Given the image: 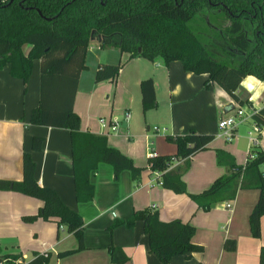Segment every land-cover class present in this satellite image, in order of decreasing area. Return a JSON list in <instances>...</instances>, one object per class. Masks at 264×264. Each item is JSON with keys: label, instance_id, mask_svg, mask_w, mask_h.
<instances>
[{"label": "trees", "instance_id": "obj_1", "mask_svg": "<svg viewBox=\"0 0 264 264\" xmlns=\"http://www.w3.org/2000/svg\"><path fill=\"white\" fill-rule=\"evenodd\" d=\"M208 10L219 11L216 16L228 19L229 24L219 28L203 22L201 17ZM93 38L102 49H116L130 54V58L153 61L160 57L167 65L180 61L186 72L208 74L206 88L216 84L237 104L245 105L249 101L237 94L242 81L247 76L264 81V0H0V70L9 65L11 76L21 79L27 91L33 63L40 61V100L31 113L30 124L70 131L77 201L87 203L94 199L90 175L100 164L113 167L115 180L123 171H129L137 182L149 169L159 175L162 187L187 194L183 174L191 158L206 150L214 135L195 130L168 135L166 139L176 145L177 152L153 155L148 158L147 167H138L132 158L109 146L105 136L81 130L74 101L81 72L87 69L86 56ZM122 66L100 63L95 81H114ZM141 92L143 111L155 108L153 78L142 80ZM253 121L264 127V108L253 115ZM43 143L42 137H34L32 149H42ZM251 154L253 157L248 155L245 165H238L231 154L218 150V164L227 166L229 173L203 192L188 195L199 209L208 212L219 202L235 200L240 190H258L249 226L251 235L259 238L264 216V152L258 145ZM180 161L184 167L171 170ZM35 169L32 155L24 153L22 181L0 179V191L11 190L43 202L38 212L24 216V221H55L75 235L78 248L59 253L60 258L84 250L82 216L68 207L53 188L39 185ZM139 221L144 224L149 251L163 264L178 255L190 258L204 249L193 241L196 228L191 223L178 219L164 222L152 207L135 210L126 220L116 219L111 229L132 227ZM224 249L234 251L236 241L227 240ZM109 253L115 263L129 261L118 247L111 246ZM49 261V253H35L24 264ZM259 264H264V246Z\"/></svg>", "mask_w": 264, "mask_h": 264}, {"label": "crops", "instance_id": "obj_2", "mask_svg": "<svg viewBox=\"0 0 264 264\" xmlns=\"http://www.w3.org/2000/svg\"><path fill=\"white\" fill-rule=\"evenodd\" d=\"M99 50L95 64H89L86 56L87 69L81 72L74 101L83 132L105 136L109 146L132 158L138 167H147L152 154L177 152L176 145L166 139L168 135L195 130L215 138L206 150L191 158L182 177L187 194L162 187L159 175L149 169L137 182L129 171H123L115 180L113 167L100 164L90 175L95 187L94 199L80 203L75 192L70 131L30 124L31 113L40 100V61L33 63L27 91L21 79L11 76L10 66H5L0 70V179L22 181L23 154L30 153L38 184L53 188L68 207L82 216L85 249L60 258L59 253L78 248L75 235L55 221H24L23 217L36 214L43 202L10 190L0 191V255L24 256L27 262L35 253L47 252L49 264H118L109 253V248L115 246L129 258L125 264H163L149 251L143 222L111 229L116 219L126 220L135 210L156 206L164 222L178 219L191 223L196 228L193 241L204 248L190 258L175 256L168 264H259L264 246V216L259 238L251 235L249 226L258 190H240L235 200L219 202L208 212L199 209L188 195L203 192L217 178L229 173L227 166L218 164V150L231 154L238 165L246 164L251 148L248 132L247 136L240 134L238 127L235 138L227 141L218 127L228 107L237 103L216 84L206 88L208 74L186 72L180 61L167 65L160 57L151 61L130 58V54L116 49ZM102 53L108 59L106 64H123L114 81H95ZM147 78L154 80L157 104L144 112L141 82ZM237 94L249 101L248 121L253 125V115L264 108V81L247 76ZM127 111L131 116L129 121L124 119ZM111 117L119 119V130L105 134L99 120ZM36 136L44 140L40 150L32 149ZM259 147L264 152V127ZM179 167H184L182 161L171 170ZM227 202H231V208L226 207ZM227 240L236 241L234 251L224 249Z\"/></svg>", "mask_w": 264, "mask_h": 264}, {"label": "built area", "instance_id": "obj_3", "mask_svg": "<svg viewBox=\"0 0 264 264\" xmlns=\"http://www.w3.org/2000/svg\"><path fill=\"white\" fill-rule=\"evenodd\" d=\"M130 117H131L130 112L129 111L125 112L124 119L126 121H129ZM249 118H250V115H249V105L248 104H245V105L236 104L234 107L228 108L227 111L224 113V116L220 118L218 122V127H219L221 135L227 141H232L235 138V134H236L238 127L244 122H247ZM99 122L105 134L117 133L119 130L120 121L116 117H111L109 119L100 118ZM253 126H254V132H256L257 135L252 136V133L249 132L251 148L248 154L249 156L251 155L252 157H253V154H251V152L253 150V147L259 145L260 132H261V127L256 122L253 123ZM155 131H158V129L155 128ZM262 167L264 171V163ZM226 207L231 208V202H227ZM152 208L155 209L156 206H152ZM25 262H26V257L24 256H17L14 258H9L4 255H0V264H9V263L24 264Z\"/></svg>", "mask_w": 264, "mask_h": 264}, {"label": "rangeland", "instance_id": "obj_4", "mask_svg": "<svg viewBox=\"0 0 264 264\" xmlns=\"http://www.w3.org/2000/svg\"><path fill=\"white\" fill-rule=\"evenodd\" d=\"M218 12L219 11H216V10H208L206 13H204L205 16L201 17V19L203 20V22H207L208 24H210V22H211V23L217 25L219 28L225 27L226 25L229 24V21H228V19H225L223 17L219 18L218 16H216V14ZM96 42L97 41H93L94 44L93 43L90 44V47H89L88 52H87V61H89V64L90 63H94V64L97 63V55L101 52V50H99V49H102L100 47V45L97 44ZM109 49H112V48H109ZM102 50H105V49H102ZM104 54L105 53H102V60H100L101 63H106L108 61V59L106 60L104 58ZM113 54H115V56H116V53H113ZM116 57H118V55ZM115 59H117V58H115ZM38 66H39V62H38ZM241 91L243 92V89H241ZM162 127L163 126H161V129H162ZM239 132H240V134H245L246 136L249 134V132L252 133V136L257 135V133L254 132V126L249 121L244 122L243 124H241L239 126ZM247 132H248V134H247Z\"/></svg>", "mask_w": 264, "mask_h": 264}, {"label": "water", "instance_id": "obj_5", "mask_svg": "<svg viewBox=\"0 0 264 264\" xmlns=\"http://www.w3.org/2000/svg\"><path fill=\"white\" fill-rule=\"evenodd\" d=\"M93 41H94V38H93ZM139 51H140V49H139Z\"/></svg>", "mask_w": 264, "mask_h": 264}]
</instances>
